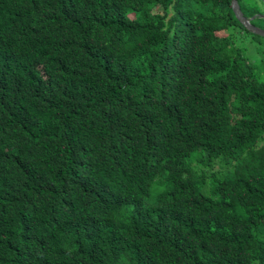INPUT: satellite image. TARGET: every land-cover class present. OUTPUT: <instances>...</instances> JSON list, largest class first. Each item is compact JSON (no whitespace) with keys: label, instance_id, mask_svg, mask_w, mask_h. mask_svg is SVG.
<instances>
[{"label":"trees","instance_id":"obj_1","mask_svg":"<svg viewBox=\"0 0 264 264\" xmlns=\"http://www.w3.org/2000/svg\"><path fill=\"white\" fill-rule=\"evenodd\" d=\"M236 30L229 0H0V264H264Z\"/></svg>","mask_w":264,"mask_h":264},{"label":"rangeland","instance_id":"obj_2","mask_svg":"<svg viewBox=\"0 0 264 264\" xmlns=\"http://www.w3.org/2000/svg\"><path fill=\"white\" fill-rule=\"evenodd\" d=\"M260 18L264 19V15H260ZM255 24V28L264 30V21L256 19L252 21ZM233 47L239 49V55L243 58L245 64L249 65L252 69L254 76L257 80L264 81V39L261 37H253L245 33L244 31L236 30L232 39ZM218 168L213 167V171ZM199 172V169H196ZM208 175V171L206 172ZM206 176V175H205ZM210 184L209 178L204 179V186L201 189L203 194H208V186Z\"/></svg>","mask_w":264,"mask_h":264},{"label":"water","instance_id":"obj_3","mask_svg":"<svg viewBox=\"0 0 264 264\" xmlns=\"http://www.w3.org/2000/svg\"><path fill=\"white\" fill-rule=\"evenodd\" d=\"M229 7H230L235 19L237 20V22L242 27H244L245 30H247L249 33H251L253 35H257V36L264 38V31L257 29L250 24V22L254 19V17L245 18L244 16H242V14L238 8V4H237L236 0H229Z\"/></svg>","mask_w":264,"mask_h":264}]
</instances>
